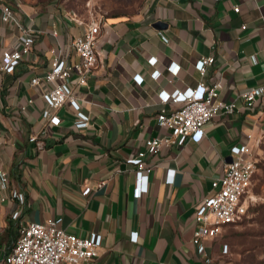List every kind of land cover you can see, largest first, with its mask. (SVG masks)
I'll return each instance as SVG.
<instances>
[{"label":"crops","instance_id":"1","mask_svg":"<svg viewBox=\"0 0 264 264\" xmlns=\"http://www.w3.org/2000/svg\"><path fill=\"white\" fill-rule=\"evenodd\" d=\"M1 1L13 7L16 20L0 21V61L5 47L20 45L19 23L38 31L15 69L0 70V166L10 188L24 194V220L61 217L68 232L102 234L99 253L81 264H214L223 231L200 251L193 242L196 210L234 146L248 143L256 150L264 137V96L253 106L240 96L264 83V0H149L137 15L102 18L98 62L87 83L76 75L67 80L90 118L85 126L75 124L77 110L69 101L54 111L60 123L50 122L43 94L53 85L46 79L52 48L69 62L78 60L70 42L91 19L76 20L54 4ZM203 55L215 57L204 74ZM172 62L180 65L177 73L168 68ZM136 73L144 76L141 84ZM36 76L40 81L33 83ZM216 80L223 84L220 98L234 101L235 110L214 116L199 142L188 138L147 153L149 189L136 197L139 150L148 137L170 134L158 113L176 106L178 89ZM34 134L43 144L30 139ZM168 168L176 169L172 182L166 181ZM86 185L92 187L88 194ZM4 193L10 191L0 188ZM16 201L9 196L0 202V264L16 242L7 233Z\"/></svg>","mask_w":264,"mask_h":264},{"label":"built area","instance_id":"2","mask_svg":"<svg viewBox=\"0 0 264 264\" xmlns=\"http://www.w3.org/2000/svg\"><path fill=\"white\" fill-rule=\"evenodd\" d=\"M234 8L239 10L240 5H235ZM68 13L77 20V14ZM13 20H16L13 7L0 0V21L10 23ZM19 26L22 30L21 43L18 46L11 44L4 48L0 70L13 71L19 61L30 53L34 45L38 31L21 23ZM100 30L101 19L92 18L85 31L71 39L70 46L75 49L79 56L78 60L69 62L56 47L52 48L54 57L51 69L46 73V79L53 85L43 94L48 104L43 109V116L50 122L60 123L61 117L54 111L69 101L77 110L75 124L85 126L90 123L89 116L81 110V103L67 80L72 75H76L80 83H87L88 75L98 62L96 41ZM54 33H57V30H54ZM149 61L156 64L158 57L152 56ZM214 61V55L200 57L201 73L204 74L207 66ZM168 68L172 73H177L180 65L172 62ZM59 79L64 81L59 82ZM134 80L141 84L144 76L136 73ZM39 81L40 77L32 78L33 83ZM222 86L220 80L209 84L201 81L195 87L178 89L172 97L176 106L171 109H162L158 113V123L168 128L170 134L148 137L144 148L139 150L134 187L136 197L149 189L152 165L145 160L147 153H157L167 144H183L188 138L199 142L205 136V125L214 116L222 111L230 113L235 110L234 101L227 102L220 98ZM240 96L246 105L253 106L260 96H264V83L247 88ZM30 139L43 144L39 141L37 134L32 135ZM233 153L234 156L225 164L222 175L213 180L212 190L198 203L196 210L198 226L193 242L200 251L205 249L206 240L217 237L226 225L242 221L248 215L251 203L256 200V195L252 193L258 168L256 150L248 143H240L234 146ZM175 171V168H168L166 181H174ZM0 188L10 191L11 194L0 195V202L5 201L9 196L17 200L11 216L16 220L19 229L16 242L4 254L2 264H81L99 253L103 241L102 234L89 237L68 232L62 225L61 217H50L44 221L24 220L22 216L24 194L16 188H10V175L2 166H0ZM91 189L90 185H86L83 193L88 194ZM138 235V231L131 232V237L134 239H137ZM227 249L228 245L221 243L219 250L225 252Z\"/></svg>","mask_w":264,"mask_h":264},{"label":"rangeland","instance_id":"3","mask_svg":"<svg viewBox=\"0 0 264 264\" xmlns=\"http://www.w3.org/2000/svg\"><path fill=\"white\" fill-rule=\"evenodd\" d=\"M54 4L84 19H102L115 15L134 16L142 12L149 0H23ZM258 168L252 186L256 200L248 215L239 223L226 225L219 244L226 243L225 252L218 250L214 264H264V137L256 149Z\"/></svg>","mask_w":264,"mask_h":264},{"label":"trees","instance_id":"4","mask_svg":"<svg viewBox=\"0 0 264 264\" xmlns=\"http://www.w3.org/2000/svg\"><path fill=\"white\" fill-rule=\"evenodd\" d=\"M7 233H8L9 236L14 235L13 238H16V239H17V237L19 235V229H18L17 222L12 217L9 219V225H8V228H7Z\"/></svg>","mask_w":264,"mask_h":264},{"label":"water","instance_id":"5","mask_svg":"<svg viewBox=\"0 0 264 264\" xmlns=\"http://www.w3.org/2000/svg\"><path fill=\"white\" fill-rule=\"evenodd\" d=\"M156 24H157L158 27H163L164 22L163 21H158Z\"/></svg>","mask_w":264,"mask_h":264}]
</instances>
